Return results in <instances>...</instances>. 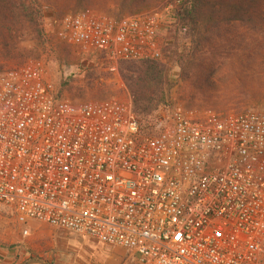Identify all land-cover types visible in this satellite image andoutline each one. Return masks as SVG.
Returning <instances> with one entry per match:
<instances>
[{
    "label": "built area",
    "instance_id": "1",
    "mask_svg": "<svg viewBox=\"0 0 264 264\" xmlns=\"http://www.w3.org/2000/svg\"><path fill=\"white\" fill-rule=\"evenodd\" d=\"M182 6L83 10L58 21L59 36L114 73L162 61L167 36L188 33ZM0 221L122 249V264H264V110H177L148 130L131 101L72 102L34 64L1 72Z\"/></svg>",
    "mask_w": 264,
    "mask_h": 264
},
{
    "label": "rangeland",
    "instance_id": "2",
    "mask_svg": "<svg viewBox=\"0 0 264 264\" xmlns=\"http://www.w3.org/2000/svg\"><path fill=\"white\" fill-rule=\"evenodd\" d=\"M166 1L169 0H92L89 3L41 0L42 36L27 25H20L16 46L19 58L0 61V73L34 64L44 70L46 79L59 94L72 102L111 99L132 102L121 78V64L117 72H110L93 52L82 53L64 43L59 36L58 21L83 10L114 17L150 13ZM227 26V39L220 42L221 47L211 56L213 60L199 62L191 69H185V54L192 42L190 29L186 35L167 36L165 58L160 62L168 69L169 87L165 90L164 103L149 118L154 128L170 123L177 110L195 117L239 113L248 108L264 110V86L247 76L250 69L264 67V61L258 58L264 54L263 41L257 49L251 24L246 21ZM260 40L264 39L260 37ZM4 225L0 221V264H122L124 258L122 249L63 234L37 222L32 224L27 237H22L12 226L13 231L8 228L5 233Z\"/></svg>",
    "mask_w": 264,
    "mask_h": 264
},
{
    "label": "trees",
    "instance_id": "3",
    "mask_svg": "<svg viewBox=\"0 0 264 264\" xmlns=\"http://www.w3.org/2000/svg\"><path fill=\"white\" fill-rule=\"evenodd\" d=\"M77 1L89 3L92 0ZM183 3L185 7H181L180 16L192 38L191 48L185 54V69L213 60L211 56L221 47L220 42L227 39V25L235 21L251 24L255 46L259 49L263 41L264 47V40H260V37L264 39V0H185ZM43 12L41 0H0V61L19 58L16 46L20 25H27L42 36L39 22ZM258 58L263 62L264 54ZM120 71L131 94L134 113L144 128L154 129L149 118L165 101V90L169 87L167 67L160 61H125ZM248 74L264 86V67L250 69Z\"/></svg>",
    "mask_w": 264,
    "mask_h": 264
},
{
    "label": "crops",
    "instance_id": "4",
    "mask_svg": "<svg viewBox=\"0 0 264 264\" xmlns=\"http://www.w3.org/2000/svg\"><path fill=\"white\" fill-rule=\"evenodd\" d=\"M0 255H1V251H0Z\"/></svg>",
    "mask_w": 264,
    "mask_h": 264
}]
</instances>
